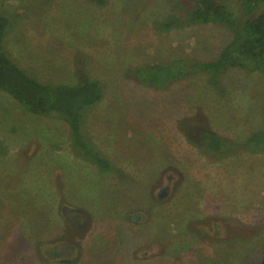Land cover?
<instances>
[{"label":"rangeland","instance_id":"1","mask_svg":"<svg viewBox=\"0 0 264 264\" xmlns=\"http://www.w3.org/2000/svg\"><path fill=\"white\" fill-rule=\"evenodd\" d=\"M0 12L10 19L5 51L32 76L101 80L104 96L82 129L112 164L79 155L63 119L0 90V264H259L264 149L241 142L264 129V73L231 67L217 85L196 73L162 87L126 75L213 58L228 29H159L175 0H0ZM192 127L238 145L211 157Z\"/></svg>","mask_w":264,"mask_h":264},{"label":"trees","instance_id":"2","mask_svg":"<svg viewBox=\"0 0 264 264\" xmlns=\"http://www.w3.org/2000/svg\"><path fill=\"white\" fill-rule=\"evenodd\" d=\"M89 1L96 6H103L107 2ZM236 1L240 13L231 9L227 0H175L177 12L158 21L156 27L169 30L192 23H214L228 29L231 38L213 58L179 56L166 62L135 66L126 75L147 85L162 87L196 73H206L208 80L217 85L218 76L231 67L264 73V10L260 9L264 0ZM9 25V17L0 12V90L7 92L34 114L63 119L69 127L77 153L101 169L111 168L110 161L91 147L82 129L85 112L104 96L101 80L86 75L74 82L52 83L37 79L5 51L4 38ZM189 131L197 133L194 143L211 157L225 156L238 145L235 140L206 129L192 127ZM241 143L250 149H264V129L252 132ZM259 264H264V253Z\"/></svg>","mask_w":264,"mask_h":264},{"label":"flooded vegetation","instance_id":"3","mask_svg":"<svg viewBox=\"0 0 264 264\" xmlns=\"http://www.w3.org/2000/svg\"><path fill=\"white\" fill-rule=\"evenodd\" d=\"M167 178V181L170 180L172 178V176H170L169 174H167L166 176ZM168 186H164V189L166 188L167 189ZM163 189V192H165V190ZM162 194V193H161Z\"/></svg>","mask_w":264,"mask_h":264}]
</instances>
